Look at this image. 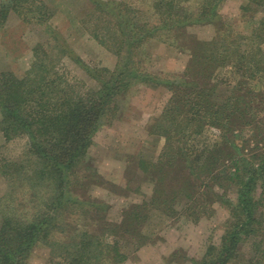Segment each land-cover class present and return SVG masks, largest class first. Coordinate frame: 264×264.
<instances>
[{
	"label": "trees",
	"instance_id": "trees-1",
	"mask_svg": "<svg viewBox=\"0 0 264 264\" xmlns=\"http://www.w3.org/2000/svg\"><path fill=\"white\" fill-rule=\"evenodd\" d=\"M222 2L151 0L152 14L158 16L157 26L152 27L147 21L139 23L140 14L129 4L114 2L112 9L111 1L94 0L99 23L89 29L90 33L118 58L105 78L100 70H93L101 78L97 88L76 90L58 71L64 46L54 51V59L52 50L38 44L32 65L21 77L0 72V129L6 140L26 134L28 151L35 156L25 175H21L23 165L11 166L10 176L25 180L35 195L34 211L25 218V211L18 212L12 199L1 210L0 264H23L39 241L50 250L47 264H118L125 258L119 246L126 239L148 240L139 226L147 221L148 207L158 202L157 185L148 202L132 204L123 210L120 223L108 224L99 232L78 230L77 221L56 222L68 206L80 204L76 199L71 201L65 174L84 155L100 117L117 108L118 96L127 91L131 79L140 76L142 42L159 29L166 30L167 43H181L189 49L182 78L168 82L167 87L171 97L162 133L166 141L173 142L169 128H177L175 134L181 136L182 145H167L164 157L170 184L162 205L173 210L172 204L181 196L185 209L199 211L207 199L227 206L231 220L224 227L216 253L208 247L196 264H227L238 255L237 245L247 241L250 258L242 263L264 264V0H245L237 24L222 19ZM11 11L22 21L37 24L50 16L38 0H0V28ZM195 23H211L214 35L197 39L186 32L187 26ZM222 70L223 76L219 75ZM226 73L232 75L231 80ZM208 128L218 133L204 140ZM162 165L158 159L152 168L159 173ZM176 185L178 189H174ZM232 185L233 202L226 198ZM53 229L76 230L70 242L60 243L45 239Z\"/></svg>",
	"mask_w": 264,
	"mask_h": 264
},
{
	"label": "rangeland",
	"instance_id": "rangeland-1",
	"mask_svg": "<svg viewBox=\"0 0 264 264\" xmlns=\"http://www.w3.org/2000/svg\"><path fill=\"white\" fill-rule=\"evenodd\" d=\"M98 1H111L112 9L114 2L129 4L140 14L139 23L147 21L152 27L158 24V16L152 14L151 0ZM244 1L223 0L219 6L222 19L237 24L235 21ZM38 2L50 11V16L43 24L24 22L11 11L0 28V72H11L21 77L32 65L34 49L38 44L47 51L52 50L54 59L57 58L54 51L64 46L65 53L57 61L58 71L76 90L97 88L101 78H105L115 68L118 58L90 33L89 29L99 23L98 16L95 17L99 13L93 7L94 0ZM107 6L103 5V8ZM159 30L142 42L140 76L131 79L127 91L118 96L115 102L117 108L100 117L84 155L65 174L71 201L76 199L80 204L68 206L67 213L59 216L56 222L63 223L62 219L77 221L78 230L95 229L99 232L108 224L120 223L123 210L132 204L148 202L154 196L156 185L159 186V197L156 196L158 202L148 207L147 221L139 226V231L148 236V240L140 242L133 237L126 239L119 246L125 258L118 264H196L208 247H212V253H216L224 227L231 220L227 206L219 200L207 199L205 207L199 211L195 207L185 209V199L182 200L181 196L172 204L173 210L162 205L170 184V176H166L168 168L164 154L168 151L167 145H182L181 136L175 134L177 128H169L173 133V142L166 141L162 133L166 129V110L171 97L167 87L168 82L182 78L181 74L189 59V49L181 43H167L166 30ZM186 32L197 39H210L215 27L211 23H195L187 26ZM96 69L101 71V78L93 72ZM219 75H224L223 70ZM225 76L228 80L232 79L229 73ZM217 133V129L208 128L203 139H213ZM28 149L26 134L13 135L6 140L0 129V223L1 210L5 205L8 206L9 199L13 200L18 212L25 211V218L34 211L32 199L35 195L25 180L10 176L14 164L23 165L21 175L31 170L30 162L35 160V156H31ZM158 159L163 162L159 173L152 168ZM156 180L159 183L156 184ZM174 189H178V185ZM226 193V198L233 202L235 186L228 188ZM75 230L59 232L53 229L45 239L68 243ZM107 240L111 241L112 237ZM250 248V241L239 243L238 255L227 264H243L241 260L250 258ZM49 257L48 246L44 241H39L28 251L23 264H47Z\"/></svg>",
	"mask_w": 264,
	"mask_h": 264
}]
</instances>
